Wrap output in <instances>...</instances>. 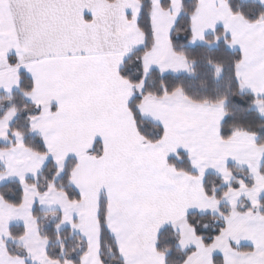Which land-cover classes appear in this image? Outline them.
I'll return each instance as SVG.
<instances>
[{"label": "snow or ice", "instance_id": "obj_1", "mask_svg": "<svg viewBox=\"0 0 264 264\" xmlns=\"http://www.w3.org/2000/svg\"><path fill=\"white\" fill-rule=\"evenodd\" d=\"M176 3L0 0V93L11 98L27 81L25 100L33 109L25 113L27 128L38 145L29 148L10 127L14 107L0 112V172L7 173L0 182L17 179L19 199L11 212L24 224V255L10 253L11 233H0V264H104L105 237L119 264H165L156 245L166 229L188 251V264L196 250L215 245L236 225L248 247L230 237L226 248H213L212 259L264 264V145L256 144L255 133L222 131L226 98L195 102L164 83L169 72L191 74L174 48L177 39L210 52L238 50L232 63L237 88L254 106L264 104V0H252L259 11L251 19L249 0L235 7L230 0H196L183 38L172 35L183 15ZM132 55L135 75L124 71ZM154 73L158 94L147 90ZM222 73L216 65L214 78ZM257 111L264 117V106ZM48 166L53 173L46 187L28 183ZM234 166L246 168V175L234 176ZM211 172L222 190H208ZM58 179L67 189L57 187ZM37 204L57 208L56 232L78 233L82 247L67 256L61 246L57 257L50 256L32 214ZM208 214L219 218L212 230L192 219ZM185 228L193 238L188 244Z\"/></svg>", "mask_w": 264, "mask_h": 264}, {"label": "trees", "instance_id": "obj_2", "mask_svg": "<svg viewBox=\"0 0 264 264\" xmlns=\"http://www.w3.org/2000/svg\"><path fill=\"white\" fill-rule=\"evenodd\" d=\"M233 7L238 3V0H230ZM196 0H184L181 7L179 0L178 11H182V18L176 25L175 31L172 33L173 37L183 38L189 35L187 17L192 14V9L195 6ZM251 9V12L248 11ZM148 7H145V14L148 12ZM166 11V9H164ZM259 11L258 5L249 1L245 10L246 15L249 18H254L253 13ZM222 33V29L216 34H209L205 43L214 41L216 35ZM174 48L179 55L187 58V64L189 66V72L182 75L167 74L164 79V83L169 87V90L180 87L184 93L191 98L192 101L202 102L208 101L219 102L225 99L223 104V110L227 113L224 121L222 122V131L231 133L233 129H243L249 133H255V142L258 145H264V117H262L253 108V102L248 92L241 93L234 81L232 72V63L238 58L239 52L233 50L228 52L226 50H213L209 51L204 47H189L183 39H177L174 44ZM209 60L212 63H209ZM137 62V56L132 55L124 65V71H130L131 75H135L134 65ZM222 65L223 73L218 79H215V66ZM160 77L158 73H154L151 77V82L148 87V91L152 93H159L160 90ZM28 92L27 81L24 82L22 91H14L9 96L0 93V112L8 111L9 109H15L17 115L15 120L11 123L10 127L24 136V143L29 148H37V137L29 134L25 113L32 112V105L28 104L25 100V93ZM264 100V98H262ZM3 147V145H0ZM183 167V165H178ZM232 174L237 178H242L246 175L247 170L233 167L231 169ZM261 171H264V162L261 166ZM53 169L51 166L46 167L43 174H41L35 181L29 179L28 183H36L41 188L47 186L49 177L52 175ZM18 182L12 181L0 186V199L7 205L13 206L19 199L17 196ZM57 187H64L67 189L66 180H57ZM207 187L211 191L213 188L222 190L221 184L217 175L209 174L207 177ZM11 197L12 199H8ZM226 211V209H224ZM33 217L37 220L40 228V234L42 237H46L48 241V253L53 258L57 257L61 250V246L67 256H71L74 250H78L82 247L81 239L78 235L72 233L70 230H63L59 233L56 232L53 227L54 222H43L40 218L43 214L35 206L32 210ZM200 227L207 226L208 230L214 229L218 221V216L214 214L197 215L192 217ZM24 228L21 226H12L9 228L8 233H11L12 239H18L22 237ZM178 236L171 229L162 230L158 237V243L156 245L159 254H162L165 260V264H184L185 257L188 255V251H181L177 244ZM8 251L14 256L19 255L18 247L12 246L11 243L7 244ZM248 246H241L242 249H246ZM191 251V249L189 250ZM114 245L110 237H105L103 240V255L104 264H119L118 259L114 258ZM223 259L220 260L211 259L212 264H222Z\"/></svg>", "mask_w": 264, "mask_h": 264}, {"label": "rangeland", "instance_id": "obj_3", "mask_svg": "<svg viewBox=\"0 0 264 264\" xmlns=\"http://www.w3.org/2000/svg\"><path fill=\"white\" fill-rule=\"evenodd\" d=\"M188 72V71H187ZM257 108L260 106H264V104L261 105H256ZM15 120V118L11 121V123ZM10 123V125H11ZM0 175H7L6 172H0ZM18 182L16 178H10L7 179L3 182H0V186L4 185L8 182ZM247 207V201H242ZM37 206L38 210L43 212L40 221L43 222V225L45 224L44 222H54V217L57 215L58 209L55 207H40L39 204L35 205ZM34 206V207H35ZM33 207V208H34ZM12 206L7 205L0 199V233L7 234L9 231V228L12 226H21L24 228V224L22 221L15 219L12 212H11ZM33 210V209H32ZM55 211V212H54ZM36 220V219H35ZM37 221V220H36ZM40 229V228H39ZM41 235V234H40ZM244 233L240 229L239 225L234 226L230 231H226L224 236L220 237L215 245H210L207 248L201 247L198 250L195 251V255L191 257V259L188 261V264H212L211 263V253L213 248H218V247H227V244L229 242L230 237H235L241 240V246L247 245V242L243 240ZM20 239H8L7 244L11 243L12 246H17L18 247V253L19 255H24V249L20 247ZM191 236V229L185 228L184 230V243L188 244L192 240ZM34 246V241L32 242ZM47 247H48V241H47ZM178 248L181 250L180 246L178 245ZM223 259V257H222Z\"/></svg>", "mask_w": 264, "mask_h": 264}, {"label": "crops", "instance_id": "obj_4", "mask_svg": "<svg viewBox=\"0 0 264 264\" xmlns=\"http://www.w3.org/2000/svg\"><path fill=\"white\" fill-rule=\"evenodd\" d=\"M249 1L252 2V0H249ZM178 7H179V0H177V3H176V9H177V11H178ZM165 16H166V11L164 10V11L161 13V19H164ZM236 51H238V50H236ZM171 63L173 64V66H175V60L171 61ZM187 65H188V64H187ZM188 68H189V66H188ZM187 73H188L187 71H177V72H175V73H173V72H169L168 74L182 75V74H187ZM245 92H247V91H245ZM2 94L7 95V94H5V93H2ZM7 96H8V95H7ZM253 108H254V110L257 111V106H254V105H253ZM146 110H147V109H146ZM257 112H258V111H257ZM263 162H264V159H261L260 162H259V163H260V169H261V166H262ZM235 167H238V168L241 169V167H239V166H235ZM245 170H247V169L245 168ZM2 173H3V172H2ZM210 174H214V175H216L215 172H211ZM54 212H55V211H54ZM55 219H56V215H55V217H54V221H55ZM49 222H50V221H49ZM72 233H74V234H76V235L79 236V234L76 233V232H72Z\"/></svg>", "mask_w": 264, "mask_h": 264}]
</instances>
